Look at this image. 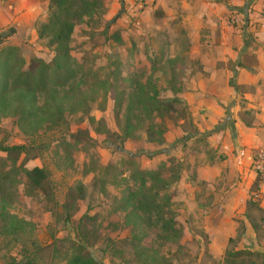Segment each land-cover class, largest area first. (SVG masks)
<instances>
[{
  "label": "rangeland",
  "instance_id": "374dc122",
  "mask_svg": "<svg viewBox=\"0 0 264 264\" xmlns=\"http://www.w3.org/2000/svg\"><path fill=\"white\" fill-rule=\"evenodd\" d=\"M101 1L106 13L100 24L78 25L71 37L75 77L56 87L64 108L61 126L55 131L45 130L46 125L34 129L19 125L16 118L0 116V145H24L34 150L28 160L21 156L16 166L24 160L25 169L43 168L48 175L43 189L31 192L23 173L17 172L14 185L7 191L9 212L32 226L17 238L18 242L2 236L0 230V264H13V259L65 264L77 244H83L101 264H151L150 256L136 259L139 249L132 247L136 241L128 242L146 227L132 231L123 225L121 199L126 188L134 190L129 175L134 166L157 170L163 165L170 170L164 172L165 177L181 178L195 152L211 157L204 140L198 139V144L189 141L194 124L174 92L182 90L191 68L200 69L198 64L192 65L191 55L200 51L206 39H232L236 58L244 46V31L247 42L259 39L264 32V0ZM34 4L35 12L27 10L32 7L28 4L21 5L20 11L0 12V51L16 48L24 68L31 65L33 70L37 61L49 64L54 57L52 49L36 34L37 26L48 17L49 0H35ZM232 64H227L228 70ZM231 77L232 73L230 85ZM148 80L156 84L160 99L181 101L183 112L163 118L166 131L160 141L146 135L145 114L133 119L130 137L121 141L127 98L133 94L136 103L135 96L143 92ZM47 98L43 94L39 102ZM70 135H77V142ZM34 155L36 158L31 159ZM5 159L0 152V174L11 168ZM80 190L85 195L82 200L77 197ZM167 195L182 229L181 238L176 246L166 245L157 239L161 233L152 227L145 229L146 236H140V248L158 250L168 264H240L246 259L224 262L225 254L247 250L264 253V211L246 206L244 215L252 231L244 227L243 220H236L232 237L216 235L210 241L196 228L199 221L192 212L195 204L204 210L212 204L180 202L176 185Z\"/></svg>",
  "mask_w": 264,
  "mask_h": 264
},
{
  "label": "trees",
  "instance_id": "16d2710c",
  "mask_svg": "<svg viewBox=\"0 0 264 264\" xmlns=\"http://www.w3.org/2000/svg\"><path fill=\"white\" fill-rule=\"evenodd\" d=\"M48 11L46 21L37 26L36 34L39 41L45 42L47 47L52 49L54 57L51 63L37 61L38 66L34 70L31 65L30 68L25 69L24 61L16 48H4L0 51V116L16 118L19 125H28L34 129L35 127L43 129L46 125L45 130L55 131L61 126L59 121L62 120L64 110L56 87L65 86L66 82L73 81L75 77L74 62L70 55L74 29L81 24H100L106 10L101 0H49ZM112 38L120 42L115 35ZM152 81H146L143 92L137 93L136 103L133 101V94L127 98L121 141L130 137L133 129L132 121L139 118L140 114H145L148 118L146 135L150 138L157 137L155 141H160L166 131L163 118L178 114L179 111L183 112L185 106L183 107L177 98L160 99V91ZM63 82L65 83L62 84ZM180 90L174 93L180 94ZM43 94L48 95V98L40 103L39 98ZM158 120L159 123H156ZM77 135L70 136L75 140ZM32 151L34 150L24 145L11 147L0 145V152L6 155L3 162L11 163L9 171L0 174V230L2 236L10 237L16 242L19 236L26 233V228H31L32 225L9 212L10 196L7 191L14 185L15 176L19 171L23 173L27 188L31 192L42 190L48 180L45 169L34 167L27 170L23 167V161L28 160L29 153ZM21 156H24V160L16 166ZM33 158L36 156L34 155L31 159ZM165 171L170 172L169 169L165 170L163 165L157 170H141L134 166L133 172L129 175L134 190L126 188L121 199L125 214L123 225L130 227L132 231L141 227H146L145 229L153 227L161 233L157 235L158 240L166 245L176 246L181 238L182 229L175 221V215L171 210V196L167 193L178 184L180 176L165 177ZM257 177L258 180H262L259 176ZM84 196L82 190L78 191L79 200H82ZM248 205L263 212L256 202L248 201ZM252 226L256 228L255 225ZM145 229L140 230L130 240L128 239L130 243L136 241V244L132 243L135 251L139 249L135 255L136 259L145 260L149 259L147 256H150L151 264H168L158 250L151 247H139L143 242L140 236H146ZM231 258L246 259L241 260L240 264H258L253 261V258L261 259V264H264V253L249 250L228 252L225 254L224 262ZM231 262L230 264H235ZM12 263L30 264L14 259ZM65 264L101 263L92 257L83 244H77Z\"/></svg>",
  "mask_w": 264,
  "mask_h": 264
},
{
  "label": "crops",
  "instance_id": "0c3cea01",
  "mask_svg": "<svg viewBox=\"0 0 264 264\" xmlns=\"http://www.w3.org/2000/svg\"><path fill=\"white\" fill-rule=\"evenodd\" d=\"M34 3L0 0V12L23 10V4L32 5L27 10L35 12ZM258 37L247 42L244 31V46L236 58L232 39H206L191 55L192 65L200 69L191 68L179 94L194 124L189 141L204 140L211 157L198 151L190 157V168L176 185L177 196L188 204H212L206 210L195 204L192 212L199 221L196 228L210 241L216 235L232 237L236 220L252 231L244 215L248 201H256L264 211V180H258L251 167L253 155L264 152V32Z\"/></svg>",
  "mask_w": 264,
  "mask_h": 264
},
{
  "label": "built area",
  "instance_id": "2783aa9c",
  "mask_svg": "<svg viewBox=\"0 0 264 264\" xmlns=\"http://www.w3.org/2000/svg\"><path fill=\"white\" fill-rule=\"evenodd\" d=\"M251 167L254 173L259 177H264V152L256 153L251 160Z\"/></svg>",
  "mask_w": 264,
  "mask_h": 264
}]
</instances>
